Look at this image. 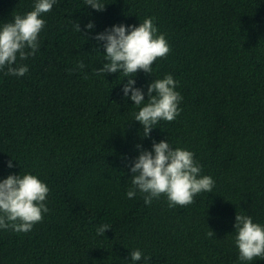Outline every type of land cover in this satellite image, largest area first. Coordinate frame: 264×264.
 <instances>
[{
    "label": "trees",
    "instance_id": "16d2710c",
    "mask_svg": "<svg viewBox=\"0 0 264 264\" xmlns=\"http://www.w3.org/2000/svg\"><path fill=\"white\" fill-rule=\"evenodd\" d=\"M35 3L0 0V27ZM102 3L98 12L85 0H57L41 17L39 50L17 60L29 71H0V181L30 173L50 188L49 212L32 231L0 229V264H133L137 249L151 260L136 264H241L237 213L264 225V0ZM145 18H155L171 52L151 74L139 71L135 87L147 101L148 85L172 74L183 96L181 114L150 138L134 121L143 105L124 96L128 77L95 75L106 62L95 37ZM161 140L195 154L215 180L211 193L175 208L166 196L151 205L139 191L127 197L132 162ZM103 224L110 230L97 235Z\"/></svg>",
    "mask_w": 264,
    "mask_h": 264
},
{
    "label": "clouds",
    "instance_id": "9594fccd",
    "mask_svg": "<svg viewBox=\"0 0 264 264\" xmlns=\"http://www.w3.org/2000/svg\"><path fill=\"white\" fill-rule=\"evenodd\" d=\"M57 0H36L32 11L13 16L12 22L0 27V71L7 68L8 75L23 77L29 68L20 61L34 57L39 50V37L46 27L43 14L51 12ZM92 9L102 12L106 5L102 0H85ZM91 30L92 23L86 25ZM75 30L81 33L80 23H75ZM95 39L103 43L106 62L95 75L123 74L128 77L124 85V96L134 105L141 106L134 115V121L143 126V138H150L154 125L161 120L172 122L182 112L180 104L183 96L176 91L179 82L172 74L162 79H155L145 92L135 87V76L139 71L152 73V66L158 59L166 58L171 46L164 34H160L155 18H145L136 25H115ZM83 62L77 68L83 69ZM75 71V69H73ZM130 94V95H129ZM137 145V148H140ZM8 167L12 168L11 161ZM132 173L131 187L127 197L132 199L139 191L145 204L151 205L153 200L167 197L169 208L188 206L195 202V197L203 192L211 193L215 180L202 175V165L195 159V154L184 148H175L169 142L153 141L152 150H141L130 166ZM50 188L38 176L33 174L9 175L0 181V229H11L17 233H28L34 226L43 221L49 212L47 198ZM110 225L103 224L97 228V235L104 236ZM234 243L239 251L241 264H251L256 259L264 260V225L255 223L249 215L237 213ZM209 238L215 236L212 230L207 233ZM133 264L144 257L137 249L131 251Z\"/></svg>",
    "mask_w": 264,
    "mask_h": 264
}]
</instances>
